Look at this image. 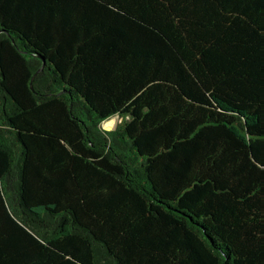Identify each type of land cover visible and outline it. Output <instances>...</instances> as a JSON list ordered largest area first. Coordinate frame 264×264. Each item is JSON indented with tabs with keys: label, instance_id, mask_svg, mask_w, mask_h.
<instances>
[{
	"label": "trees",
	"instance_id": "trees-1",
	"mask_svg": "<svg viewBox=\"0 0 264 264\" xmlns=\"http://www.w3.org/2000/svg\"><path fill=\"white\" fill-rule=\"evenodd\" d=\"M0 264H264V0H0Z\"/></svg>",
	"mask_w": 264,
	"mask_h": 264
},
{
	"label": "rangeland",
	"instance_id": "rangeland-1",
	"mask_svg": "<svg viewBox=\"0 0 264 264\" xmlns=\"http://www.w3.org/2000/svg\"><path fill=\"white\" fill-rule=\"evenodd\" d=\"M112 119H115V124L113 127L109 128L106 126V121L103 123V126L107 129H113L117 126V124L119 123V121L121 120V118L119 116L113 117Z\"/></svg>",
	"mask_w": 264,
	"mask_h": 264
},
{
	"label": "bare ground",
	"instance_id": "bare-ground-1",
	"mask_svg": "<svg viewBox=\"0 0 264 264\" xmlns=\"http://www.w3.org/2000/svg\"><path fill=\"white\" fill-rule=\"evenodd\" d=\"M114 124H115V119L111 118V119L106 121V126L109 127V128L113 127Z\"/></svg>",
	"mask_w": 264,
	"mask_h": 264
},
{
	"label": "water",
	"instance_id": "water-1",
	"mask_svg": "<svg viewBox=\"0 0 264 264\" xmlns=\"http://www.w3.org/2000/svg\"><path fill=\"white\" fill-rule=\"evenodd\" d=\"M107 129V128H106ZM108 130H110V129H108Z\"/></svg>",
	"mask_w": 264,
	"mask_h": 264
}]
</instances>
